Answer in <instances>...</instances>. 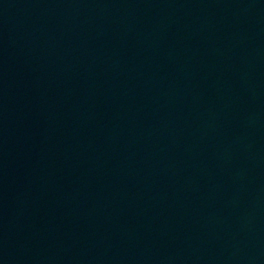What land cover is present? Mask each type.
<instances>
[{
    "label": "water",
    "instance_id": "1",
    "mask_svg": "<svg viewBox=\"0 0 264 264\" xmlns=\"http://www.w3.org/2000/svg\"><path fill=\"white\" fill-rule=\"evenodd\" d=\"M0 264H264V0H0Z\"/></svg>",
    "mask_w": 264,
    "mask_h": 264
}]
</instances>
